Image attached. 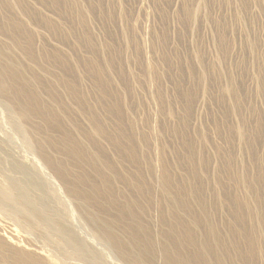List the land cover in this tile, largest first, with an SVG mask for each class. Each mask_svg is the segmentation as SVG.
Listing matches in <instances>:
<instances>
[{
	"label": "rangeland",
	"instance_id": "obj_1",
	"mask_svg": "<svg viewBox=\"0 0 264 264\" xmlns=\"http://www.w3.org/2000/svg\"><path fill=\"white\" fill-rule=\"evenodd\" d=\"M66 132L80 153L90 138L104 145L128 182L145 173L149 197L135 177L115 181L138 218L128 210L114 232L143 237L142 217L157 236L158 206L173 197L211 235L245 222L264 264V0H0V264H90L61 226L111 247L90 217L116 211L83 210L72 195L80 169ZM16 161L39 180L24 186L45 198L48 224L12 194Z\"/></svg>",
	"mask_w": 264,
	"mask_h": 264
},
{
	"label": "bare ground",
	"instance_id": "obj_2",
	"mask_svg": "<svg viewBox=\"0 0 264 264\" xmlns=\"http://www.w3.org/2000/svg\"><path fill=\"white\" fill-rule=\"evenodd\" d=\"M34 108H37V105ZM101 128L105 131L104 140L106 141L107 146H110L112 144V140H109L110 128L107 126ZM61 139V146L65 147L67 151L69 150L68 154L71 158V162L75 167L80 169V172L75 174V180L78 182V186L73 187L71 193L82 206V209L84 210L86 207H92L100 213H106L109 208L116 211L113 219L103 221L98 215H93L90 218L98 226L103 236V243L115 248L117 253L123 258L122 261L124 263L257 264L254 257L255 237L253 233L247 234V236L245 235L243 228L247 229L248 227L245 222L239 221L238 224L240 226L235 222H232V229L228 232L225 238H223L222 236L224 235L218 231L211 235L209 227L193 216L188 207L179 205L173 197L168 199L165 202V205L157 201V204L160 203L159 206L155 203L156 199H154L155 195L153 193L150 197L147 208L151 209V206L156 207V205L159 207L156 213H158L157 219L160 222L158 225L159 227L161 226V230H157L159 232L157 236H153V234H155L153 233L154 228H152V226L142 217L139 218V222L143 237L139 236L135 231L130 233L129 238L117 234L112 229V226L114 223L116 224L118 222L120 225L126 223L124 222V219H126L125 214L128 210V214H130L131 217L135 216L138 218V216L134 214L133 209L129 208L127 203L121 202L118 196L115 195L116 191L114 190V183L115 181L120 180L122 184L127 186L131 177H135L133 185L136 190L139 191L141 196L149 197L147 194L145 173L139 167V169H136L131 173L128 182L125 175L116 170V164L113 159L105 153L106 147L104 145H102L103 147L99 144L97 145L98 141L96 139L90 138L87 140L85 147L91 149H88V153H80L79 150L74 148L75 146L84 147L76 136L72 135L71 137H68V133L66 132ZM49 142L50 145L55 147L51 141ZM56 147L54 149L57 152L58 147ZM69 147L74 149H70ZM132 159L136 160V157H133ZM12 165L18 168L23 174V180H16L13 182L12 194L27 205H29L28 203L30 200H35L36 205L33 204L35 206L31 207L30 204L29 206L35 211L37 210L43 223L48 224L49 213L46 207L45 198H34L24 186L25 182L30 181L35 185L40 186L39 180L37 181V178L30 173L26 165L17 161ZM59 169V167H56V170ZM168 186L170 195L174 196L175 193L171 186ZM100 197L108 198L109 207H104L99 204L98 200ZM241 207L243 206L241 205ZM237 208L238 207L236 206V210ZM249 215L252 216L251 213ZM248 223L249 221L247 224ZM250 224L251 223H249V226ZM81 227L86 230L82 224ZM60 229L63 233L69 236L72 246L77 249L79 255L88 259L90 264H116V251L111 247H108L106 254L100 253L95 247L96 243L94 245L91 243L92 241L89 243L86 239L80 237L68 227L61 226ZM249 229L250 228L247 230ZM7 237H9L10 240V236ZM228 242H230V244H228ZM14 243L17 244L16 241ZM245 247L248 249H244ZM104 255L105 258L103 257ZM26 256L27 257H21L30 263L45 264L42 257H34L31 255Z\"/></svg>",
	"mask_w": 264,
	"mask_h": 264
}]
</instances>
